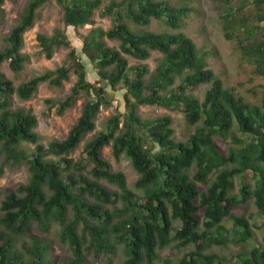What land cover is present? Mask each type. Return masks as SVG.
<instances>
[{
    "label": "trees",
    "instance_id": "trees-1",
    "mask_svg": "<svg viewBox=\"0 0 264 264\" xmlns=\"http://www.w3.org/2000/svg\"><path fill=\"white\" fill-rule=\"evenodd\" d=\"M47 1H26L4 36L0 65L7 61L15 73L23 69L28 60L21 52L23 33ZM187 1L109 0L101 14L111 17V26L82 31L93 22L102 0H56L65 28L56 27L50 35L37 33L38 53L49 59L56 49L69 48L68 61L77 79L62 99L46 102L60 114L80 94L86 99L65 138L47 145L40 141L31 109L12 108L11 97L28 100L42 82L61 87L69 79L70 67L46 69L17 86L0 71V175L5 165L20 162L29 171L27 182L7 190L0 200V264H57L50 242L34 234L52 228L70 253L60 264H85L87 253L97 258L118 251L122 258L117 264H156L158 249L173 242L176 248H193L177 259L162 258L159 264H227L209 249L229 244L243 246L236 264H264V236L259 243L250 218L233 213L251 201L260 216L253 224L264 231V97L252 102L225 86L208 66L206 53L179 30L193 11ZM220 1L227 5L221 15L225 37L235 40L252 64V73L264 79V0H251L255 12L250 26L241 14L244 3ZM153 19L168 30L149 29ZM235 26L237 32L232 30ZM66 28L79 39V52ZM152 51L160 57L151 72L146 63L130 65L126 57L142 61ZM81 57L92 64L96 81L86 78ZM200 85H206L201 98L189 92ZM109 89H124L123 111L107 117L103 129L85 141L84 156L75 161L68 155L95 128L101 106L111 104ZM141 105L180 110L194 129L184 141L177 140L170 115L141 118ZM217 138L226 143L224 150ZM106 145L115 160L121 156L130 160L139 192L130 189L124 173L112 170L102 156ZM102 180L118 189H109ZM226 220L232 221L231 227Z\"/></svg>",
    "mask_w": 264,
    "mask_h": 264
},
{
    "label": "rangeland",
    "instance_id": "rangeland-1",
    "mask_svg": "<svg viewBox=\"0 0 264 264\" xmlns=\"http://www.w3.org/2000/svg\"><path fill=\"white\" fill-rule=\"evenodd\" d=\"M27 0H4L1 8L0 15V48L5 44L4 36L8 33L12 25H14ZM109 0H102L100 8L96 9L91 24L84 25L82 31L90 27H101L107 29L111 26V17L102 15L101 11ZM172 4H182L185 0H166ZM187 3L193 8V11L187 18L183 19V26L179 29L188 36L192 37L195 41L199 52L206 53V61L208 66L214 73L222 79L225 86L232 87L235 91L249 101L260 102L264 97V79L255 76L252 73V64L242 54L239 47H237L235 40H229L224 35L223 20L221 18L224 9L227 7L225 3L220 0H188ZM244 3V8L241 12L247 18V26L254 23V5L251 0H231V5H240ZM63 9L56 2V0H49L43 4L36 11V18L33 25L23 33V45L21 52L28 55V60L24 63L23 69L15 73L9 66L8 62L4 61L0 65V71L5 76L13 81V85L17 86L20 82L27 80L31 76L43 72L46 69H54L60 65L67 64L70 67L69 79L63 81L61 87H54L47 82H42L38 85L36 92L28 100H19L15 94L12 95V108L24 107L30 108L32 113L37 118L36 131L40 135V141L47 145L52 139H63L67 135L70 127L75 123L81 113L82 103L86 99L85 94L80 96L74 103L64 109L60 114L55 110V107L49 108L46 99H62L70 90L71 86L77 79V74L72 66V62L68 61L67 53L69 48L60 47L56 49L51 58H46L43 54H39V46L36 40V34L41 32L47 35L53 33L54 28H65L62 21ZM132 27V24L129 23ZM149 29L153 31L168 30L167 27L160 21L151 20ZM238 30V26L232 29ZM67 37L70 39L72 45L76 50L80 51L81 43L76 37L75 32L71 28H66ZM108 44L117 45L115 40H107ZM130 65L136 63H146L149 71H153L160 53L152 51L149 58L146 60L138 61L133 57L126 55ZM82 62L86 69V78L94 82L96 81V72L92 64L87 58L81 57ZM206 85L194 87L189 92H192L198 97L202 94ZM112 95V102L108 106H101L95 120V128L84 134L76 148L70 153L75 161L81 156L83 145L85 141L95 135L99 130H102L107 117L118 110L123 111V102L121 95L124 89L116 91L110 90ZM138 114L141 118H155L162 115H170L172 117V127L174 128V137L177 140H185L193 131L194 126L189 125L183 113L180 110H171L158 105H141L138 108ZM216 142L221 149L226 148V143L222 142L219 138ZM27 147L33 148V144H27ZM102 156L110 163L112 170L122 171L125 175L127 186L137 191L134 188V181L137 178V172L132 167L130 160L121 156L119 160H115L111 153L110 145L103 146L101 149ZM2 157L0 156V164ZM29 177V171L25 162H20L14 165H5L3 172L0 175V200L3 198L4 193L9 189H14L19 183H26ZM247 181L253 184V178L247 175ZM106 187L112 190L118 189L115 184L107 183L105 180L101 181ZM202 186V184H199ZM139 192V191H137ZM234 193L238 192V180L233 190ZM119 205V203H118ZM235 214H245L250 218L252 224L254 239L262 243L264 231L262 228H256L253 222H258L260 216L257 214L256 209L251 201L241 204L233 209ZM251 215V216H250ZM232 221L226 220V225L231 227ZM34 234L44 236L50 242L51 256L55 259L57 264L69 256L67 246L61 243L58 239L56 229L52 228L49 233L39 234L34 231ZM248 248V245H245ZM193 246L189 245L185 248H176L174 242L161 249H158L159 264L160 260L165 257L173 259L179 258L185 251L192 249ZM243 250L242 245L229 244L228 246H212L209 251L215 252L227 259V264H236L238 261V252ZM122 258L120 251L112 253L109 257L102 255L97 258L93 257L92 253L86 254L85 264H117Z\"/></svg>",
    "mask_w": 264,
    "mask_h": 264
}]
</instances>
